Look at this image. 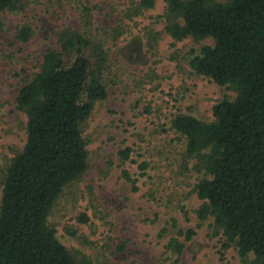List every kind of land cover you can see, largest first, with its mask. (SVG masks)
<instances>
[{"label":"rangeland","instance_id":"374dc122","mask_svg":"<svg viewBox=\"0 0 264 264\" xmlns=\"http://www.w3.org/2000/svg\"><path fill=\"white\" fill-rule=\"evenodd\" d=\"M19 1L21 9L0 13V181L25 141L18 91L39 69L45 50L56 47L60 30L83 29L85 5L90 29L107 50V96L95 102L83 125L87 170L64 188L47 225L75 259L94 264H241L234 247L220 257V232L211 220L196 218L200 200L193 188L202 173L196 159L183 163L184 137L170 128L177 114L211 121L214 104L235 95L188 65L189 51L211 39L172 40L164 30L166 0L138 12L139 0ZM21 26L31 29L26 42L15 38ZM125 147L130 157L122 161L117 152ZM123 169L136 178V190L120 176ZM172 219L195 232L179 256L166 248L176 236Z\"/></svg>","mask_w":264,"mask_h":264},{"label":"trees","instance_id":"16d2710c","mask_svg":"<svg viewBox=\"0 0 264 264\" xmlns=\"http://www.w3.org/2000/svg\"><path fill=\"white\" fill-rule=\"evenodd\" d=\"M153 3L139 0L135 11ZM18 9L19 0H0V13ZM164 17L174 41L211 39L189 51L188 65L235 94L214 104L209 122L184 114L170 121L184 137L183 163L196 159L202 173L193 188L200 200L195 216L220 232L221 258L234 247L241 264H264V0H166ZM80 19L83 29L56 34V47L45 50L16 96L26 117L25 141L0 181V264H94L75 259L47 225L64 188L87 170L83 125L95 102L107 96L104 40L90 29L89 7L82 5ZM30 36L28 26L15 34L20 42ZM117 155L128 160L130 148ZM120 176L137 189L126 169ZM194 233L177 228L166 248L179 256Z\"/></svg>","mask_w":264,"mask_h":264}]
</instances>
